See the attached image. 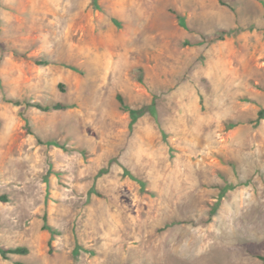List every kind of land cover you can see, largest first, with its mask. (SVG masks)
<instances>
[{"label": "rangeland", "instance_id": "1", "mask_svg": "<svg viewBox=\"0 0 264 264\" xmlns=\"http://www.w3.org/2000/svg\"><path fill=\"white\" fill-rule=\"evenodd\" d=\"M223 1L0 0V264H263L264 0Z\"/></svg>", "mask_w": 264, "mask_h": 264}, {"label": "trees", "instance_id": "2", "mask_svg": "<svg viewBox=\"0 0 264 264\" xmlns=\"http://www.w3.org/2000/svg\"><path fill=\"white\" fill-rule=\"evenodd\" d=\"M219 3L221 5H225V6L230 7L229 4L225 3L223 0H219ZM215 40L216 41L223 40V36H219ZM31 60H33L35 64L40 65V66H48L50 64L49 61H40V60H35V59H31ZM118 99L121 102V104L124 106L122 98L118 97ZM15 104H19V103L17 102ZM29 106H34V107H36L42 111H45V112H49L52 110L60 111V110H66L67 109V106L64 104H61V103H56V104L45 106V107L40 106V105H29ZM263 116H264L263 113L260 112L259 120H261L263 118ZM45 222H46V219H45ZM45 228L47 230H49L50 232L54 233L52 227H50L49 225L46 224ZM28 253H29V250L25 247H16V248H8V249L1 248L0 249V255L2 256V258L4 260H8L10 255H26ZM259 258L262 261V263L264 264V256H259ZM19 264H21V263H19Z\"/></svg>", "mask_w": 264, "mask_h": 264}]
</instances>
